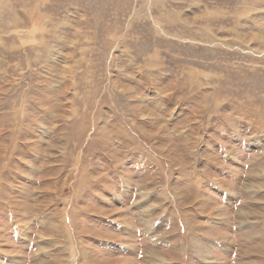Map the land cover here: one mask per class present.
Here are the masks:
<instances>
[{"label":"rangeland","instance_id":"obj_1","mask_svg":"<svg viewBox=\"0 0 264 264\" xmlns=\"http://www.w3.org/2000/svg\"><path fill=\"white\" fill-rule=\"evenodd\" d=\"M0 264H264V0H0Z\"/></svg>","mask_w":264,"mask_h":264}]
</instances>
